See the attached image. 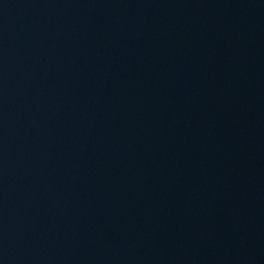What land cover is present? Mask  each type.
Listing matches in <instances>:
<instances>
[{"label":"water","instance_id":"obj_1","mask_svg":"<svg viewBox=\"0 0 264 264\" xmlns=\"http://www.w3.org/2000/svg\"><path fill=\"white\" fill-rule=\"evenodd\" d=\"M0 264H173L135 0H0Z\"/></svg>","mask_w":264,"mask_h":264}]
</instances>
